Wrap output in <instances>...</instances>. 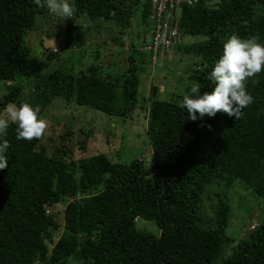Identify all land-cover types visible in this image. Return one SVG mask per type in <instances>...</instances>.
<instances>
[{"label": "trees", "instance_id": "obj_1", "mask_svg": "<svg viewBox=\"0 0 264 264\" xmlns=\"http://www.w3.org/2000/svg\"><path fill=\"white\" fill-rule=\"evenodd\" d=\"M129 1H69L76 12L63 20L64 48L86 43L81 16L128 28L138 10L140 23L151 21V35L149 0ZM46 11L34 0H0V85L5 88L0 115L8 104L22 102L39 105L42 115L54 97H61L131 117L139 107V64L145 59L132 53L115 76L103 75L96 64L79 72L41 73L46 62L30 55L26 35L35 27V16ZM174 13L183 37L166 55L185 57L189 85L159 99L160 84L156 95L148 97V161L117 162L104 152L74 158L63 145L70 129L61 135L62 145L49 152L42 138L17 140V125L10 122L0 138L10 145L8 166L0 170V264H264V72L255 82L249 79L247 91L254 101L239 119L218 112L202 119L197 113L192 121L180 107L193 83L200 85L201 95L214 90L209 76L231 35H257L264 43V0H195ZM184 36L193 41L184 42ZM119 39V34L112 37ZM55 51L46 57L52 60ZM158 60L153 64L150 52L147 63L154 68ZM21 77L33 79L29 95L23 94ZM235 179L263 202L256 225L244 235L226 231L234 213L227 190ZM54 204L63 206L62 225L47 210Z\"/></svg>", "mask_w": 264, "mask_h": 264}, {"label": "rangeland", "instance_id": "obj_2", "mask_svg": "<svg viewBox=\"0 0 264 264\" xmlns=\"http://www.w3.org/2000/svg\"><path fill=\"white\" fill-rule=\"evenodd\" d=\"M78 21L85 22V27L88 26L86 43L78 49H69L64 48V44L58 41V37L63 36L66 31L62 19L50 14L48 10L45 14L35 16V27L26 35V44L31 56L37 61L46 62L41 73L53 69L79 72V70L84 71L89 64H96L100 65L103 75L115 76L121 74L124 68L122 60L133 53L136 59H145V63L139 64V68H142L139 74V107L134 110L131 117L124 118L108 115L73 102L67 103L61 97H54L41 115L49 122L42 143L50 152L55 145H62L61 142L64 141L60 137L70 129L69 141L63 145L74 158L104 152L117 162L129 163L139 157L148 161L151 149L147 142L144 111L148 107V97L152 94L153 87L160 84L163 88L162 92L157 91L156 98L159 99H169L172 93L184 91L189 85L188 71L185 66L187 60L185 57L179 59L177 54L172 57L159 54L156 66L151 68L147 63L150 52L142 51L141 48L145 42L143 40L150 37L152 23L148 19L140 23L138 10H134L133 21L128 28L112 20L85 21V18L81 16ZM116 34L121 36V40L114 42L112 37ZM191 41H193L192 36H184V42ZM131 44L140 52H132ZM52 48H57L58 52L56 57L49 60L46 55ZM30 80L33 81L32 77L18 79L19 83L24 84L25 96L29 95L32 89ZM4 92V85L1 84L0 97ZM4 114L3 111L2 115ZM81 141L83 145L80 144ZM227 199L235 213L231 212L226 228L227 234H246L256 225V218L263 204L262 199L258 200L253 190L240 179H235L227 190ZM47 210L62 225L63 206L54 204L51 207L48 206ZM143 223L148 225L151 231H158L157 226L152 222ZM35 264L40 262L37 261Z\"/></svg>", "mask_w": 264, "mask_h": 264}, {"label": "clouds", "instance_id": "obj_3", "mask_svg": "<svg viewBox=\"0 0 264 264\" xmlns=\"http://www.w3.org/2000/svg\"><path fill=\"white\" fill-rule=\"evenodd\" d=\"M34 3L38 7H46L50 14L64 21L71 19L76 12L69 0H34ZM58 41L63 45L64 35L58 37ZM261 72H264V43L259 42V36L241 38L233 34L225 42L223 54L210 73L209 79L215 85L214 90L201 95L200 85L193 83L190 93L183 95L180 107L187 109L192 121L198 119L197 113L202 119L206 115L214 117L218 112L239 119L242 110L254 101V97L247 91L248 81L253 78L255 82L254 78ZM5 84L10 85L11 81H5ZM4 112V115H0V138L6 136L10 122L17 125L16 139L29 142L43 138L49 127V122L40 115L39 105L22 102L17 106L10 103ZM9 147L7 139H2L0 170L8 166L5 153Z\"/></svg>", "mask_w": 264, "mask_h": 264}, {"label": "built area", "instance_id": "obj_4", "mask_svg": "<svg viewBox=\"0 0 264 264\" xmlns=\"http://www.w3.org/2000/svg\"><path fill=\"white\" fill-rule=\"evenodd\" d=\"M194 1L149 0L151 12L149 18L153 21V29L149 40L143 44L141 50L151 52L153 64L159 54H169L174 45L181 43L183 35L174 10L178 12L182 4L191 5ZM159 89L162 91V86Z\"/></svg>", "mask_w": 264, "mask_h": 264}, {"label": "crops", "instance_id": "obj_5", "mask_svg": "<svg viewBox=\"0 0 264 264\" xmlns=\"http://www.w3.org/2000/svg\"><path fill=\"white\" fill-rule=\"evenodd\" d=\"M131 2H132V0L129 1L128 3H126V4L128 5V4H130ZM85 21H89V20H88V19H85ZM84 23H85V22H84ZM87 27H88V26H86V30H87ZM96 27H98V25H96ZM149 35H150V31H149ZM149 38H150V37H149ZM149 38H147L146 40H143V42H144V41L147 42ZM145 42H144V43H145ZM87 43H88V41H87ZM76 49H78V48H76Z\"/></svg>", "mask_w": 264, "mask_h": 264}, {"label": "water", "instance_id": "obj_6", "mask_svg": "<svg viewBox=\"0 0 264 264\" xmlns=\"http://www.w3.org/2000/svg\"><path fill=\"white\" fill-rule=\"evenodd\" d=\"M156 90H157V86H154L152 90V97L156 95Z\"/></svg>", "mask_w": 264, "mask_h": 264}, {"label": "bare ground", "instance_id": "obj_7", "mask_svg": "<svg viewBox=\"0 0 264 264\" xmlns=\"http://www.w3.org/2000/svg\"><path fill=\"white\" fill-rule=\"evenodd\" d=\"M150 63V62H149Z\"/></svg>", "mask_w": 264, "mask_h": 264}]
</instances>
